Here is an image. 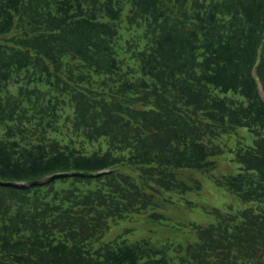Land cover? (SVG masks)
<instances>
[{
    "label": "trees",
    "instance_id": "obj_1",
    "mask_svg": "<svg viewBox=\"0 0 264 264\" xmlns=\"http://www.w3.org/2000/svg\"><path fill=\"white\" fill-rule=\"evenodd\" d=\"M126 1L148 26L145 49L122 53L138 78L113 41L121 0H0V264H264V0ZM218 128L254 136L240 172L215 180L246 207L213 208L184 244L102 242L151 190L210 168Z\"/></svg>",
    "mask_w": 264,
    "mask_h": 264
},
{
    "label": "rangeland",
    "instance_id": "obj_2",
    "mask_svg": "<svg viewBox=\"0 0 264 264\" xmlns=\"http://www.w3.org/2000/svg\"><path fill=\"white\" fill-rule=\"evenodd\" d=\"M48 1L50 0H45V2ZM121 2L123 10L120 20L114 22L118 31L113 41L118 37L115 45L121 52L119 62L122 71L126 72L130 78H138L141 76V72L138 69L136 58H123L124 54L122 53L128 49V46L136 45L135 47L139 50L145 49L144 44L147 42L145 34L148 26L140 19L137 22H129L128 17L132 15V9L128 1L121 0ZM112 47L115 48L113 42ZM23 81L25 80H21L20 83L8 81L4 86L5 92L9 95L17 94L21 91L20 86ZM38 86L42 89L45 88L43 85ZM227 96L236 101L242 99L232 93H228ZM68 114L72 116L71 109L64 106L63 112L61 114L59 112V124ZM27 127L31 128L32 125H27ZM255 128L256 126H253L252 130L254 131ZM250 131L246 128L216 129L214 134L210 135L208 143L212 139L211 145L218 146L220 151L211 157L213 165L209 166L210 168L204 172L198 170L178 172L179 182L175 181L176 186L172 188L173 190L166 191L161 188L151 190V195L154 196L152 204L141 212H128L115 217L109 229L104 233L102 242L110 243L112 247L139 239L162 244L167 242L184 244L195 240V232L191 228V223L203 226L217 221L216 216L212 213L213 208L237 212L246 207L248 203L241 201L240 197L231 192L228 186L216 184L215 180L223 181L225 177L230 178L240 172L242 164L239 162L237 151L241 147L251 146L254 136ZM60 132V138L64 137L65 140L70 133L65 131V126L60 127ZM2 133L3 130L0 128V135ZM73 140L74 146L81 148L86 154L92 153L99 147L97 143H86L80 146L78 141H82V138H73ZM136 177L138 176L136 175ZM182 180L184 183H181ZM175 187H180L182 190ZM153 218H156V224L161 229L153 222ZM97 243L99 242L95 244L98 245Z\"/></svg>",
    "mask_w": 264,
    "mask_h": 264
}]
</instances>
